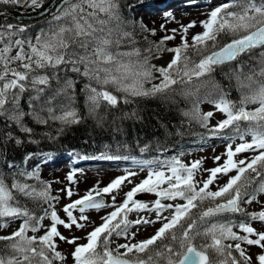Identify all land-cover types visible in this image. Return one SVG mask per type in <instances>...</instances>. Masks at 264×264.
Here are the masks:
<instances>
[{"label":"snow or ice","instance_id":"6c2138e0","mask_svg":"<svg viewBox=\"0 0 264 264\" xmlns=\"http://www.w3.org/2000/svg\"><path fill=\"white\" fill-rule=\"evenodd\" d=\"M0 4L27 5L33 9L44 6L43 0H0ZM52 6L56 7V11L51 14L52 20L58 23L48 31L42 30L41 34L37 35L35 44L31 39L26 38L28 52L24 51L25 39L18 38L14 42L11 40L13 35L23 33L26 26L0 25V40L5 36L8 39V43L0 48V63L5 69L0 73V82H2L0 120L6 124L11 122L22 132H32L30 127L25 126L26 116L35 119L38 124H45L48 119L60 120L64 124L79 122L76 110L72 107L73 96L70 91L74 88V81L67 75L60 77L59 71L82 74L89 79L94 78L100 84H112L117 91L127 95L156 96L180 81L191 82L193 77L200 78L210 73L214 65L236 60L246 53L250 56L255 55L252 50L260 48L262 51L259 53L261 64L259 75L264 77V0H260L259 4L256 0H231L230 3H224L211 10L208 19L200 22L204 31L192 37L191 45L182 36L181 47L168 49L175 55L166 68L156 69L162 79L150 89L144 88V83L151 82L154 78L152 67L148 66L147 56L140 62H125L122 57L138 56L139 50L131 53H113L110 50V45L119 43V40L111 39L116 30H121V36L131 35L127 31H122V26L127 21L120 15L118 0H59L58 4L54 3ZM230 8L235 10L229 11ZM102 16L104 18H101ZM113 23L115 28L111 26ZM195 26L193 21L186 26L181 25V28L186 34L189 28ZM161 29H164V25H161ZM148 31L155 35L154 29ZM170 31L176 33L177 29ZM221 33L233 38L230 42L219 45L217 38ZM172 39H175L174 35H165L159 43L162 45ZM209 41L212 42L211 45ZM13 46L19 50L15 56L9 57L8 53ZM189 47L194 50L193 54L200 56L198 62L190 59L186 51ZM16 61L20 62L23 71L8 68L9 63ZM41 69L53 70L51 76L38 74V70ZM9 73L11 78H8ZM253 75H248L247 80L252 81ZM176 77L180 79L177 80ZM50 79H55L57 86L50 94L42 95L48 88ZM237 79L239 80L238 75ZM128 80H131V83H126ZM29 86L35 94L29 95L28 98L30 101L28 107L31 111H25L20 101ZM246 86L241 83V87ZM85 89L88 91L87 99L91 112L100 106L101 101L113 106L117 103V98L108 91H100L91 85H86ZM60 96H63L62 103L64 101L66 103L61 109L62 114L56 115L52 102ZM199 102L194 106V113L202 126L207 127L213 113L209 112L201 116ZM208 102L214 104L215 108L227 117L211 129L212 134H218L229 126H235L239 133L238 138L243 142L234 149L231 145L226 147L227 158L222 165L204 169L208 176L202 180V187L195 181V172L200 168L201 162L194 161L186 166L174 158L167 163L157 164L155 169L148 172L145 179L125 193V199L120 204L116 203L115 195L111 196L110 205H106L100 197L102 194L110 195L118 191L125 181L131 183L130 177L136 175L135 172L117 177L102 189H90L80 199L63 206V212L67 216L65 221L57 215L50 203L52 200H58V197L50 196L47 188L37 191L20 179L37 176L35 170L16 171V165L10 162L8 167L15 172L11 183H6L7 177L0 175V218L12 220L23 218V222L10 236H0V240L12 241L7 247L13 253L8 256L0 255V264H53V261H63L65 257L56 250V238L67 244L76 245L71 253L74 264H252V258L246 254L241 244L258 246L264 250V232L256 231L243 221L237 225L230 222L209 223V218L226 212H240L241 202L251 203L255 199L254 192L264 193V81L259 82L258 90L251 94H243L241 105L249 102L259 103L260 106L254 111L249 112L243 106L238 107L223 93L219 98ZM45 112L47 116L43 115ZM240 121L253 122V126L241 130L238 123ZM247 135H251V142L244 141ZM8 139H12L11 135ZM16 143L20 141L16 140ZM249 150L258 154L239 161L233 159L237 154ZM220 159V156L213 157L214 162H219ZM165 168L167 171L164 170ZM233 169L237 173L234 177H230L218 190H209V185L218 178V174L227 175ZM257 177L261 179L257 181ZM68 180H72L71 175L68 176ZM253 184L256 186L249 191V186ZM138 193L154 194L157 199L149 207L147 203L135 199ZM67 195L68 197L73 195L70 189L67 190ZM21 197L47 203L52 210L49 212L48 209H44L43 216H36ZM177 198L184 203H165ZM217 198H223L224 202L200 210L197 219V214L192 211L198 208L197 202L202 203L208 199L215 201ZM104 207H114L115 210L101 217L103 223L88 233L86 244H76L79 237H66L57 229L58 225L66 229H71L73 225L83 228L85 225L79 221L88 219L83 215L85 210H99ZM169 209H171L170 215L162 216V212ZM144 210L155 211V219L144 217L135 221L127 219L129 212ZM73 211H79L80 217L73 216ZM48 217L51 224L44 235L39 237L27 235L29 231L33 233L40 231L44 227L41 222ZM250 218L264 222V210L250 214ZM157 221L161 222V227L149 239L135 244H120L115 250L109 248L110 238L113 235L126 236L128 228L132 225L152 224ZM202 225H207L203 233ZM3 226L0 224V227ZM233 227H238L244 235L233 232ZM202 234L205 238H210L211 243L206 239L203 243L195 244L194 240ZM169 239L170 243L158 245L156 248L151 247L156 245L157 241ZM225 240L235 243L224 244ZM121 248L125 251L120 252ZM209 249L222 259L216 261L210 257ZM233 250L239 253L238 258L233 256ZM132 253L135 254L134 258L130 259L129 254ZM256 260L257 264H264V251L257 255Z\"/></svg>","mask_w":264,"mask_h":264},{"label":"trees","instance_id":"16d2710c","mask_svg":"<svg viewBox=\"0 0 264 264\" xmlns=\"http://www.w3.org/2000/svg\"><path fill=\"white\" fill-rule=\"evenodd\" d=\"M207 1L211 3L216 2L217 5L231 2V0ZM259 2L260 0H256V3L259 4ZM192 3L196 4L197 1H189L185 4ZM118 4L121 17L127 21L122 26V31H127L131 35L126 37L121 36V30H116L111 39L113 41L119 40V43L118 45L115 43L110 45L113 53H131L134 50H139L138 56H125L122 59L125 62H140L145 56L149 57L160 50L170 48L168 40L162 45L159 43L161 38L166 34L154 39L155 35L151 31H148L152 29H148L142 21L143 17H147L148 13L156 11V8L151 3H148L150 5L142 6L137 0H118ZM180 5H182L181 2L176 3L170 9L174 10L175 7H179ZM233 10L235 9H229V11ZM0 11L13 15L19 14L18 7L12 4H0ZM38 11V9H35L32 13H38ZM45 19L47 23L55 22L52 20L51 12L45 16ZM32 22L35 21L26 22L7 16L0 17V25L26 26L24 34L36 40L37 35L41 33L38 32L39 27L37 25L29 24ZM111 26L115 28V23ZM232 38L230 35L221 33L217 38V42L219 45H223L230 42ZM208 43L211 45L212 42L209 41ZM171 49H175V47ZM186 51L192 61H199L200 56L193 54L194 50L191 47ZM261 51L262 49L260 48L253 49L252 53L255 55L250 56V54L246 53L230 63L214 65L210 73L200 78L193 77L191 82L185 83L180 81L156 96L127 95L122 91H117L114 85H101L94 78L89 79V77L82 74L59 71L58 75L60 77L67 75L74 81V88L70 91H72L71 94L73 96L72 107L76 110L79 122L64 124L60 120L48 119L47 123L38 124L35 119L26 116L24 119L25 126L30 127L32 132L25 133L20 131L11 122L6 124L0 120V175L7 177L6 183H11L15 172L8 167L10 162L16 165V171L32 172L35 170L37 174L47 166L52 165V167H55L60 164L70 163L75 159L73 156L76 155L81 156L83 161L91 164L99 163L100 165L110 161L128 162L132 160L137 163L139 162L138 158H148L152 161V159H156L161 154L167 153L170 150L187 148L202 143L207 144L221 135L226 137L234 136L238 133L235 126H229L218 134H212L211 129L207 128L208 126H202L200 120L196 117L194 106L198 101H200L199 107L209 100L217 99L223 93L227 99L234 102L238 107L243 106L245 109L251 107L258 108L260 106L258 102H249L241 105V100L243 94H251L253 91L258 90L259 82L264 81V77L259 75L261 71L259 53ZM40 71L44 75L51 76L53 70L41 69ZM81 71L83 70L81 69ZM237 75L239 76V80L237 79ZM248 75H253L252 81L247 80ZM176 79L179 80L180 78L176 77ZM241 83L247 86L241 87ZM55 85L57 86V81L50 79L49 86L42 95L50 94L51 90L56 87ZM86 85L99 88L100 91L110 92L117 98L116 105L113 106L106 101H101L100 106L91 114L87 99L88 91L85 89ZM32 92L27 90L21 96L20 103L25 111H31L28 107L30 103L28 98ZM62 101L63 96H60L52 102L56 115L62 114L61 109L64 103H66V101L64 103ZM199 113L201 116L203 115L200 108ZM43 115L47 116V112L43 113ZM244 123L245 125L249 124L253 126V122L245 121ZM245 125L240 124L241 130H243ZM9 135H11L12 139H8ZM16 140H19L20 143H16ZM31 154H36L38 159L31 166V169H29L30 167L26 168L24 166V162L27 156ZM20 179L23 183L31 185L37 191L43 190L41 189L40 179L37 176L32 178L21 177ZM260 179L259 177L256 178L257 181ZM254 186L256 185H250L248 190L251 191V188ZM21 199L24 200L25 205L36 216H41L44 209L48 206L47 203L39 200L24 197H21ZM223 201V198H217L215 201L205 200L202 203L197 202L198 208L192 211L197 214L196 218L198 219L200 210H205L207 206L222 203ZM248 218V215L238 213L231 216H221L215 220L218 223H228ZM2 219L4 218H0V220ZM204 227H207V225L201 226L202 233ZM206 239L208 243H211L210 238H205L203 234L197 237L194 243L200 244L205 242ZM11 243L12 241L9 240H0V255L8 256L13 254L7 247ZM164 243H170V239L157 241L156 245L151 247L156 248L158 245L162 246ZM208 254L216 261L222 259L211 249L208 250ZM233 256L238 258L239 253L233 250ZM133 257L129 256V258Z\"/></svg>","mask_w":264,"mask_h":264},{"label":"rangeland","instance_id":"374dc122","mask_svg":"<svg viewBox=\"0 0 264 264\" xmlns=\"http://www.w3.org/2000/svg\"><path fill=\"white\" fill-rule=\"evenodd\" d=\"M174 0H153V2L158 5V7H165V4L173 3ZM148 0H142L140 5L147 4ZM175 3V2H174ZM173 5V4H172ZM215 6H211L209 4L208 6L206 4L198 3L196 6L193 7H185V6H179L175 7L174 10H170L167 8L161 9L160 11L157 10V13L150 12L147 14V17H143L142 21L147 26L148 29H155L156 34L154 39L162 36V35H174L175 39L168 40L170 48H167L166 50H160L156 54L150 55L148 57V66L152 67V74L153 79L148 85L152 87L154 84H157L162 78L160 77L159 72L156 71L158 68H166L167 65L172 60V54L171 51H168V49H171L172 47H181L182 46V39L181 37L184 36L189 45L192 43V37L195 36L198 33H202L204 29L200 26L201 21H205L208 19V13L214 8ZM182 8V9H181ZM170 10L169 12H166ZM168 14V15H166ZM103 17V16H102ZM101 17V18H102ZM104 18V17H103ZM195 22L196 26L189 28L187 33L185 34L182 31L181 25H188L190 22ZM58 23V22H57ZM52 23H49V26H51ZM161 25H164V29H167L168 31H165L164 29H161ZM171 29H177L176 33L171 32ZM4 31H7V29H4ZM15 31V30H14ZM25 39L24 44V51L28 52L29 48L27 46V39H31V42L35 44L36 40H33L31 37H22L21 33L18 35H13L11 37V40L14 42L16 39ZM0 48H3L6 43H8L7 36H5L2 40H0ZM19 50V48L13 46L11 51L8 53L9 57L15 56L16 52ZM91 51V49H89ZM154 66V67H153ZM9 69H15L17 71H23V68L20 65L19 61L11 62L8 64ZM81 69L83 70V65H81ZM4 66L2 63H0V73L4 72ZM39 71V70H38ZM39 74V72H38ZM8 78H11V74L9 73ZM27 83V82H26ZM126 83H131V80L126 81ZM2 84V82H0ZM100 84V83H99ZM101 85H107V84H101ZM112 85V84H111ZM96 88V87H95ZM100 90L99 88H97ZM15 91V90H14ZM29 92L33 91L31 95H34L35 92L32 89H28ZM202 111L204 114L206 113H213L212 117L208 120V125L211 127H215L218 122L223 121L227 119L226 115L218 111L214 105H202ZM253 109V108H252ZM252 137L251 135H247L244 137V141L251 142ZM241 141L239 138L234 139L230 142L228 141H220L219 143H215L211 146L207 147H200V148H192V149H183L178 152L171 153V156L168 157V160H163V162H160L159 164L167 163L171 160L178 159L182 164L189 166L194 161H200V168L196 170L195 172V181L198 182V186L202 187V180L206 179L208 176V173L204 171V169H212L215 167H218L224 163L226 160V147L228 145H231L234 149L238 144H240ZM191 148V147H189ZM258 152L254 151H246L240 154H237L234 156V160L239 161L242 159H245L246 157H252L254 155H257ZM214 156H220L221 159L219 162H214L213 157ZM37 160L36 155H28L25 159V167L31 169V166L34 164V162ZM153 160V159H152ZM143 164H138V167L134 168L125 166V165H117L119 166L116 169H107L103 168L101 165L97 164L96 167H89V166H83L82 164L77 167L76 169L71 166H57V168L53 167L50 169L44 170L42 173H38L37 178L40 179L41 189L47 188L49 191L50 196L58 197V200H52L50 203L52 207L57 212V215L61 218L67 221V216L63 212V206L69 203H72L73 201L80 199L83 197L90 189H102L103 187L107 186L111 181L116 179L117 177L125 176L129 172H135L136 175L131 176V183H128L127 181L124 182V184L121 185V188L118 191H114L112 194H102V196L105 197L106 205L112 204L111 196H116V203L120 204L125 199V193L130 191L134 186L139 184L143 179H145L148 175V172L150 170H153L157 167V164L155 162H151L148 159H145L142 161ZM132 164H134L132 162ZM167 171V169H164ZM235 169L228 172L227 175L224 174H218V178L213 182V184L209 185V190L216 191L219 187L223 186L227 183L228 179L230 177H234L236 175ZM72 176V180H68V176ZM166 187V185H165ZM70 189L73 193L71 197H68L67 190ZM63 190V191H62ZM95 195V192L93 193ZM136 200L145 202L149 205V207L152 206V203L157 199V197L154 194L150 193H138L135 197ZM210 200V199H208ZM168 204H183L184 201L177 198L174 201L167 202ZM47 208L49 212L52 210L49 208V204H47ZM240 208L243 213L246 214H252V213H258L261 210H264V193H259L255 196V199L252 200L251 203H240ZM114 207H104L99 210L94 211H85L83 213L84 216H86L88 219L86 221H79L80 223H83L85 226L83 228H77L75 225L72 226L71 229H66L62 225H58L57 229L58 231L63 234L66 237L72 238V237H79L78 240H76V244L82 245L87 243V235L90 233L96 226H99L101 223H103L101 217L107 216L110 212L114 211ZM171 212V209L165 210L162 212V216H169ZM44 213V212H43ZM44 215V214H43ZM42 215V216H43ZM81 213L79 211H73V216L79 218ZM156 213L155 211H131L127 215V219L129 221H135L140 217H144L147 219H155ZM10 221L8 225L6 223ZM23 222V218L19 220H12L9 218H4L0 220V224L4 225L3 227H0V236L6 237L10 236L14 231L18 230L20 227V224ZM250 226H252L256 231L258 232H264V222H261L259 220H248L243 221ZM42 227L40 231L33 233L29 231L27 235L29 237L35 235L37 237L44 235L45 231L47 230V227L50 226L51 221L50 217L45 218L42 222ZM240 223V222H239ZM239 223H235L233 225H237ZM161 227V222L157 221L156 223L152 224H140V225H132L128 228L127 234L121 235V236H115L113 235L110 238L109 248L115 250L118 245L120 244H135L140 241H144L155 235L156 230ZM233 232H236L239 235H244L243 232L240 231L238 227L232 228ZM134 234V235H133ZM255 238V237H251ZM234 244L235 241L231 240H225L224 244ZM56 244H57V251H59L64 257L65 260L63 261H53V264H74V261L72 259L71 253L74 250L76 245L73 244H67L63 241H60L58 238H56ZM241 247L245 250L246 254L252 258V264H257L256 257L258 254H260L262 250L258 246H249L247 244H241ZM210 250V249H209ZM124 249H120V252H124ZM134 254V253H132ZM129 254V255H132Z\"/></svg>","mask_w":264,"mask_h":264},{"label":"bare ground","instance_id":"6f19581e","mask_svg":"<svg viewBox=\"0 0 264 264\" xmlns=\"http://www.w3.org/2000/svg\"><path fill=\"white\" fill-rule=\"evenodd\" d=\"M49 2H51V0H43V8H38V13H32L33 8L30 7V6H27V5H24V6H17L18 9H19V14L17 15L19 17V19L23 20V21H29L30 19H34V21L36 22L37 26L39 27V33L43 31H48V29L50 27H54L57 22H53L51 24V26H49V23L46 22V19H45V16H44V12L46 11L47 13L49 11H51V13H54L56 11V7L53 8L55 10L52 9V7H49ZM14 8V7H13ZM182 9V8H181ZM11 10H13L11 8ZM46 14V13H45ZM127 19V17H126ZM129 22V21H128ZM131 22V21H130ZM136 35V34H135ZM156 39V38H155ZM1 44V43H0ZM128 44V43H127ZM146 45V44H145ZM259 49V48H257ZM111 50V49H110ZM115 52V51H114ZM236 63V62H235ZM73 75V74H72ZM70 76V75H69ZM205 79V78H204ZM55 82V81H54ZM77 82V81H76ZM161 82V80L159 82H157V84H159ZM149 83H144V88L145 89H150L151 87L148 85ZM56 86V85H55ZM30 87V86H29ZM52 89V88H51ZM49 90V89H48ZM72 92V91H71ZM79 92V91H78ZM28 97V96H27ZM127 98V97H126ZM161 101V100H160ZM58 102V101H57ZM188 102V101H187ZM87 103V102H86ZM139 103V102H138ZM101 104V103H100ZM87 106V105H86ZM125 106V105H124ZM123 107V106H122ZM125 108V107H124ZM55 109V108H54ZM86 112V111H85ZM107 112V111H106ZM137 112V111H136ZM92 114V112H91ZM111 116V115H110ZM105 118V117H104ZM110 119V118H109ZM111 120V119H110ZM59 126V125H58ZM88 126V125H87ZM9 127V126H8ZM85 129V128H84ZM39 131V130H38ZM94 134V133H93ZM92 135V134H91ZM32 137V136H31ZM36 137V136H35ZM44 137V136H43ZM109 137V136H108ZM107 138V137H106ZM91 139V138H90ZM83 140V139H82ZM81 140V142H82ZM100 140V139H99ZM34 144V142H33ZM9 145V144H8ZM77 150V149H76ZM148 159V158H147ZM149 161H151L150 159H148ZM152 162V161H151Z\"/></svg>","mask_w":264,"mask_h":264},{"label":"water","instance_id":"95a60500","mask_svg":"<svg viewBox=\"0 0 264 264\" xmlns=\"http://www.w3.org/2000/svg\"><path fill=\"white\" fill-rule=\"evenodd\" d=\"M45 13H47V12L45 11V12H44V15H45ZM0 16H11V17H13V18L19 19L18 16L11 15V14L6 13V12H0ZM32 19H33V18H32ZM229 62H230V61H229ZM221 214H223V213H221Z\"/></svg>","mask_w":264,"mask_h":264},{"label":"flooded vegetation","instance_id":"af4514ba","mask_svg":"<svg viewBox=\"0 0 264 264\" xmlns=\"http://www.w3.org/2000/svg\"><path fill=\"white\" fill-rule=\"evenodd\" d=\"M52 2L50 3V5H53L54 3H59V0H51ZM52 9L55 8L54 6H51ZM56 9V8H55ZM54 10V9H53Z\"/></svg>","mask_w":264,"mask_h":264}]
</instances>
